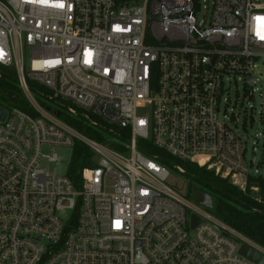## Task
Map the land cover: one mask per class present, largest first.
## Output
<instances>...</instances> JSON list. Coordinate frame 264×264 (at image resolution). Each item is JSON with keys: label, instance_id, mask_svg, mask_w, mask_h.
I'll return each instance as SVG.
<instances>
[{"label": "built area", "instance_id": "1", "mask_svg": "<svg viewBox=\"0 0 264 264\" xmlns=\"http://www.w3.org/2000/svg\"><path fill=\"white\" fill-rule=\"evenodd\" d=\"M261 56L264 0H0V78L31 103L0 104V264H255L240 248L263 246L168 179L180 162L243 192L260 175L221 105L239 81L252 94ZM36 87L126 137L81 135ZM79 138L95 166L76 183L50 173L44 149Z\"/></svg>", "mask_w": 264, "mask_h": 264}, {"label": "rangeland", "instance_id": "2", "mask_svg": "<svg viewBox=\"0 0 264 264\" xmlns=\"http://www.w3.org/2000/svg\"><path fill=\"white\" fill-rule=\"evenodd\" d=\"M257 76L256 83L249 87V90H254L252 94L248 93L242 82L233 84L228 92L225 94V98H228V102L223 101L221 108L225 110V120L230 121V117L234 116L235 121L238 123L237 127L242 134V138L245 141L246 156L250 163L249 174L264 176V56L258 59V63L255 70ZM14 80H11L13 82ZM17 87L21 90L19 95L21 102L18 104L12 103L6 94L0 93V104L5 105L8 108H30L31 103L26 93L20 88L19 83L15 81ZM34 96L39 101H47V103L54 108L62 110L60 119L71 124L81 135L88 137L85 127L89 125L82 116L70 115L66 107H63L54 101L44 99V97L34 91ZM82 128V129H81ZM76 147V148H75ZM85 144L82 139H77V143L73 147L68 146H54L45 148L44 151L48 154L56 153L58 155V161L54 163H45V168L52 174L67 175L69 167L76 155L77 149L85 148ZM87 148V147H86ZM97 158V156L95 155ZM258 169V172L256 170ZM189 176L186 173H181L176 169H170V177L168 184L176 189L180 194L193 204L200 205L194 200L192 193L189 194ZM252 195L254 197H260L259 191L252 189ZM203 208L212 216L218 218L213 208Z\"/></svg>", "mask_w": 264, "mask_h": 264}, {"label": "trees", "instance_id": "3", "mask_svg": "<svg viewBox=\"0 0 264 264\" xmlns=\"http://www.w3.org/2000/svg\"><path fill=\"white\" fill-rule=\"evenodd\" d=\"M11 80L6 77L0 78V93L7 89L19 95L21 90L17 87L15 81L11 82ZM34 90L43 92L44 88L36 87ZM25 109L31 111L30 108ZM85 130L90 138L100 142H104L106 139L115 141L116 138L126 137L127 135L125 130L120 128L111 130L110 127L105 125H88ZM92 156L88 147L76 150V155L68 170L69 177L75 183L79 180L85 167L95 166ZM180 163L184 166L190 179L188 193H192L193 186L201 187L213 197V206L219 219L264 247V176L262 174L250 176L247 191L243 192L237 186L229 183L227 179L216 175L206 167L190 162ZM254 184L260 187V197L256 198L251 193V187Z\"/></svg>", "mask_w": 264, "mask_h": 264}, {"label": "water", "instance_id": "4", "mask_svg": "<svg viewBox=\"0 0 264 264\" xmlns=\"http://www.w3.org/2000/svg\"><path fill=\"white\" fill-rule=\"evenodd\" d=\"M3 93L6 94L9 99L14 103L19 102V95L16 94L14 91L5 89L3 90ZM57 114L60 115V112H58ZM7 117L8 111L0 106V122H5ZM192 196L194 200H196L200 205L208 208H213L212 196L208 192L204 191L201 187L193 186ZM201 223L202 218L195 213L192 214V228L197 227ZM240 253L255 264H264V253L250 247L245 243L241 246Z\"/></svg>", "mask_w": 264, "mask_h": 264}, {"label": "flooded vegetation", "instance_id": "5", "mask_svg": "<svg viewBox=\"0 0 264 264\" xmlns=\"http://www.w3.org/2000/svg\"><path fill=\"white\" fill-rule=\"evenodd\" d=\"M213 198V197H212Z\"/></svg>", "mask_w": 264, "mask_h": 264}]
</instances>
